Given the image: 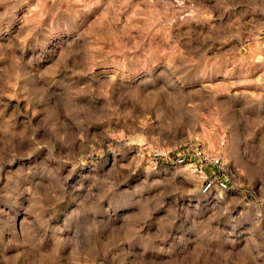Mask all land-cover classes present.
<instances>
[{"label": "rangeland", "instance_id": "1", "mask_svg": "<svg viewBox=\"0 0 264 264\" xmlns=\"http://www.w3.org/2000/svg\"><path fill=\"white\" fill-rule=\"evenodd\" d=\"M0 264H264V0H0Z\"/></svg>", "mask_w": 264, "mask_h": 264}, {"label": "built area", "instance_id": "2", "mask_svg": "<svg viewBox=\"0 0 264 264\" xmlns=\"http://www.w3.org/2000/svg\"><path fill=\"white\" fill-rule=\"evenodd\" d=\"M152 157L164 159L171 164H184L187 162L191 171L197 173L201 178L199 186L201 194L206 195L217 190L225 191L229 188L228 181L219 175L223 162L222 158L216 154L205 153L197 145L189 144L184 151L177 154L173 161L165 151H154Z\"/></svg>", "mask_w": 264, "mask_h": 264}]
</instances>
